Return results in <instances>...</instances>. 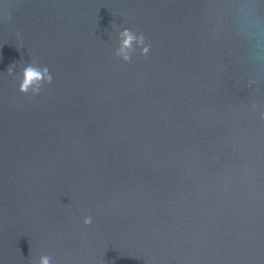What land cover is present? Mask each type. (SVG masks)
<instances>
[{
  "label": "water",
  "instance_id": "water-1",
  "mask_svg": "<svg viewBox=\"0 0 264 264\" xmlns=\"http://www.w3.org/2000/svg\"><path fill=\"white\" fill-rule=\"evenodd\" d=\"M262 114L264 0H0V264H264Z\"/></svg>",
  "mask_w": 264,
  "mask_h": 264
},
{
  "label": "clouds",
  "instance_id": "clouds-1",
  "mask_svg": "<svg viewBox=\"0 0 264 264\" xmlns=\"http://www.w3.org/2000/svg\"><path fill=\"white\" fill-rule=\"evenodd\" d=\"M19 38V34H17ZM119 46L115 51V55L120 58L124 63H130L132 56L135 54L137 48L141 49L140 55L147 56L150 51V45L145 44V37L137 35L131 29H125L119 33ZM135 46V47H134ZM8 74H12V68L8 69ZM52 76L47 67L40 68L36 65V62H32L23 68L22 79L19 84V92L23 95H27L30 92L33 95H38L44 84H51ZM264 119V114L261 116ZM93 218L88 216L84 219L85 226L91 225ZM38 264H51V258L49 256H42Z\"/></svg>",
  "mask_w": 264,
  "mask_h": 264
}]
</instances>
